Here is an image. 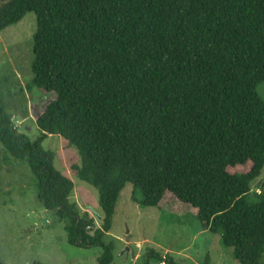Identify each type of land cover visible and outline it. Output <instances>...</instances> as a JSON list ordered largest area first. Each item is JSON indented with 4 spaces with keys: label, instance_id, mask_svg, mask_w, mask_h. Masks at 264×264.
<instances>
[{
    "label": "trees",
    "instance_id": "16d2710c",
    "mask_svg": "<svg viewBox=\"0 0 264 264\" xmlns=\"http://www.w3.org/2000/svg\"><path fill=\"white\" fill-rule=\"evenodd\" d=\"M28 11L37 24L33 83L55 96L35 118V140L18 131L0 96V141L26 161L37 199L64 221L68 241L101 246L97 264H110L113 245L103 237L130 182L142 191L135 202L161 207L171 192L237 261L264 264V190L253 189L264 165L256 90L264 0H4L0 30ZM49 134L79 152L71 168L98 191L99 226L70 200L73 181L41 147ZM146 255L176 264L153 248Z\"/></svg>",
    "mask_w": 264,
    "mask_h": 264
},
{
    "label": "rangeland",
    "instance_id": "374dc122",
    "mask_svg": "<svg viewBox=\"0 0 264 264\" xmlns=\"http://www.w3.org/2000/svg\"><path fill=\"white\" fill-rule=\"evenodd\" d=\"M36 28L35 13L28 11L19 21L0 30V96L13 121L20 119L18 131L31 140L40 135L35 118L55 96L53 92L43 93L33 83L30 68ZM256 90L264 100V81ZM1 144L0 141V260L4 264H97L102 247L78 246L68 241L64 221L55 219L37 199L26 161L15 158ZM41 145L53 152L55 168L73 181L70 200L81 211L89 212L96 220L95 226H99L103 212L98 191L70 167L81 162L76 147L58 134L47 135ZM249 167L247 163L228 169L246 171ZM263 183L264 165L253 189L264 190ZM134 191L137 198L143 196L141 189L130 182L120 191L111 228L103 237L105 243L113 245L110 264H159L157 257L147 258L151 248L160 255L168 253L176 264H241L219 234L203 229L189 212V204L166 192L161 207L142 206L132 199ZM260 261L264 263V251Z\"/></svg>",
    "mask_w": 264,
    "mask_h": 264
},
{
    "label": "built area",
    "instance_id": "2783aa9c",
    "mask_svg": "<svg viewBox=\"0 0 264 264\" xmlns=\"http://www.w3.org/2000/svg\"><path fill=\"white\" fill-rule=\"evenodd\" d=\"M14 121H15L16 124L21 123L20 119L19 120L18 119H15Z\"/></svg>",
    "mask_w": 264,
    "mask_h": 264
},
{
    "label": "crops",
    "instance_id": "0c3cea01",
    "mask_svg": "<svg viewBox=\"0 0 264 264\" xmlns=\"http://www.w3.org/2000/svg\"><path fill=\"white\" fill-rule=\"evenodd\" d=\"M71 165H72V164H70V167H71ZM161 202H162V201H161ZM161 202H160V204H161ZM95 222H96V220H95ZM205 230H207V229H205Z\"/></svg>",
    "mask_w": 264,
    "mask_h": 264
}]
</instances>
